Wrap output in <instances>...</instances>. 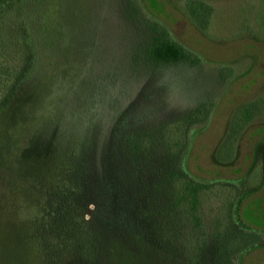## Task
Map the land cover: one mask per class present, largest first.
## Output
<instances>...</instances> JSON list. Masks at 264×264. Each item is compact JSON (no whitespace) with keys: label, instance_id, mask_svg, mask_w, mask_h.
Returning <instances> with one entry per match:
<instances>
[{"label":"rangeland","instance_id":"obj_1","mask_svg":"<svg viewBox=\"0 0 264 264\" xmlns=\"http://www.w3.org/2000/svg\"><path fill=\"white\" fill-rule=\"evenodd\" d=\"M185 1L212 8L198 24L206 29ZM156 23L199 69L137 57ZM203 103L210 117L194 129L184 169L199 182L238 185L240 221L260 245L232 263L264 264V0L0 4V264H185L186 253L215 264L219 201L206 199L202 230L174 225L155 184L171 154L156 144L138 165L122 151L126 133L156 134ZM245 110L261 113L234 158L216 164L215 151L230 149L222 141L230 116ZM187 241L195 251L184 250Z\"/></svg>","mask_w":264,"mask_h":264},{"label":"trees","instance_id":"obj_2","mask_svg":"<svg viewBox=\"0 0 264 264\" xmlns=\"http://www.w3.org/2000/svg\"><path fill=\"white\" fill-rule=\"evenodd\" d=\"M7 2H12V0H0V4ZM186 3L188 1H185L184 7L192 23L201 29H206V26L203 27L198 24L203 23L205 17L211 16L212 8L207 7L203 2H199L197 4V12V9H193L192 6L186 5ZM152 31L155 34L151 39L137 48V57L142 58L146 64L161 67V69L184 65V63H189L190 67L199 69L200 59L172 41L165 28L156 23L152 25ZM218 74L221 81V75L220 73ZM208 104H200L185 118H182L180 124H176L177 121L169 125L165 124L156 134L148 131L126 133L122 140V151L125 153L127 159H130L134 164L136 162L138 165L141 164L140 162H143L141 161L143 155L149 152L154 147L153 145L161 144L164 153L171 154L169 155V160L172 162L170 168L163 171L155 184L156 186L157 183L160 185L157 186L156 191L161 192L166 200L162 204L163 206H160V210L162 207L166 208L169 219H173L174 225L180 226V224L188 223L192 224L194 230H202L201 210L206 199L219 201V205L215 207L217 216L214 218L213 225V241L219 243L215 249L214 263L233 264L232 257L234 255H243L260 245L259 232L247 227L246 224L244 225L239 218L244 195L240 193L238 185L235 182H199L188 176L187 171L184 169V158L191 138L195 134L194 129H197L199 124L204 123L210 117L209 113H206L207 111L205 112L204 109ZM261 111L264 112L263 109ZM261 111L258 112L257 110L252 113V111L245 110L237 119H233V116H230L228 130L222 140L223 142H226L227 139L231 140L230 149L226 157L219 156L217 150L215 151L213 161L216 164H226L234 158L237 141L241 137L246 125L258 116ZM169 126H172L175 130L173 131ZM163 131H165L164 134ZM176 137H180V140H176ZM156 147V149H159L160 145H156ZM133 174L135 175V173ZM81 238L86 241H80V244L85 249H91L92 241H87V239H91L92 235L85 232ZM236 240L237 242H243V245L235 248L234 242ZM184 250L189 252L195 251L196 244L187 241L184 245ZM186 254L187 262L185 264H204L197 256Z\"/></svg>","mask_w":264,"mask_h":264}]
</instances>
